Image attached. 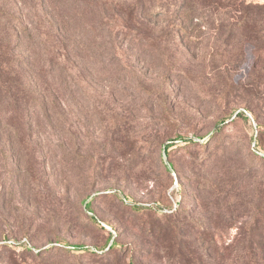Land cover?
Masks as SVG:
<instances>
[{
  "label": "rangeland",
  "instance_id": "obj_1",
  "mask_svg": "<svg viewBox=\"0 0 264 264\" xmlns=\"http://www.w3.org/2000/svg\"><path fill=\"white\" fill-rule=\"evenodd\" d=\"M162 4L170 8L167 0H0V264H81L86 250L76 246L108 250L102 222L135 264H169L162 246L179 253L198 219L223 244L248 236L264 199V73L239 89L254 47L231 39L226 54L244 49L246 59L219 82L209 21L134 13ZM172 23L188 24L190 36ZM246 105L255 121L237 116ZM178 134L200 144L210 136L211 147L179 141L165 155ZM216 199L224 202L211 210ZM175 200L189 214L182 228L163 213ZM22 237L26 246L4 244Z\"/></svg>",
  "mask_w": 264,
  "mask_h": 264
},
{
  "label": "trees",
  "instance_id": "obj_2",
  "mask_svg": "<svg viewBox=\"0 0 264 264\" xmlns=\"http://www.w3.org/2000/svg\"><path fill=\"white\" fill-rule=\"evenodd\" d=\"M167 2H169L170 8H166L164 4L156 6V10L144 9L142 6H139L134 8V13L137 18L144 19L148 22L164 20L166 15L171 13H176L173 16H177L178 14L181 16L184 13L182 16L184 23L189 22L190 24V21L193 19L205 20V22L209 21L213 26V37L215 39V43H213L214 46L212 47V63L215 66V73L218 76V81L224 84L231 81L233 73L239 70L238 66L241 59L243 61L246 59L244 49H242L240 54H236L237 57L231 54V52L227 53V55L226 52H228V49L226 44L231 42L232 39L233 41H240L246 44V46L247 44L253 45L254 48L252 52L255 55V60L252 66H250L246 79L247 84H242L239 89L246 91V87L249 85H259V76L264 73V3H252L248 0H167ZM172 25L173 27H179L176 29V32H178V34L182 32L183 40H185L188 32V24L175 25L172 23L170 26ZM188 33L190 36V32ZM220 43H223L224 46L222 47ZM251 111V107L246 105L242 110L237 112V116L244 117L246 120L251 116L255 121V117ZM201 140H203V143L200 144L194 138L188 139L178 134L168 139V143L164 147L165 155H169L170 147L174 146L179 141L185 142L184 147H194L202 151L209 150L212 137H203ZM207 159H210V155L201 157L202 162H205ZM170 169L174 171L173 163H170ZM217 191L218 195L224 192L220 187H217ZM223 202V199H216V201L208 203L211 206V210H216V208H219L217 205H221ZM180 204V200H175V205L164 209L166 210V212H163L164 214L168 213L170 215V213H172L171 217H174V220L171 222V227L182 228L184 225L189 224V221L186 220L189 214H186V209L182 210L180 208ZM197 204L199 209H208L205 199H201V203L199 204L197 202ZM86 208L90 209V202L86 203ZM137 208L143 207L138 206ZM144 208L151 209L150 206ZM196 222L198 228L194 231L195 240L186 241V243H177V246L182 245L181 247L183 248L179 253L173 255L171 254L173 248L163 245L162 248L165 254L162 256V259L167 258L169 264H225V261L223 262L219 258V255L215 253L216 249H220L232 258L231 262L230 257H227L229 263L226 264H264V199H259V217L247 223L250 227L249 230L247 229L248 236L246 233L240 232L231 243L223 244L224 235H220V233L206 232L207 226L201 219L196 220ZM191 223L194 224V222ZM223 225L222 221V227ZM213 226V224L208 225L209 228ZM102 227L111 230L106 245L108 250L103 252V249L91 250L88 247L76 246L74 248L76 250H86V253L77 255V258L81 261L79 263L83 264V262L86 261V264H93L98 260L104 263L115 262L116 264H135V254L133 251L128 252L126 257H123L121 253L116 250L117 232L106 222H102ZM229 227L231 228V225ZM256 230H259V241L256 240V236L254 235ZM5 240L6 243L4 244L11 247L26 246L29 242L28 237H22L21 239L8 238ZM243 242H246L248 246L239 247L238 245ZM58 243L64 248L65 252H68L67 254L73 251L71 250L73 249L72 246L65 244L62 240L58 241ZM255 243L260 244L257 252L254 251ZM214 254H216L220 262L217 261L216 257L212 258ZM127 259H129L128 262H126Z\"/></svg>",
  "mask_w": 264,
  "mask_h": 264
}]
</instances>
